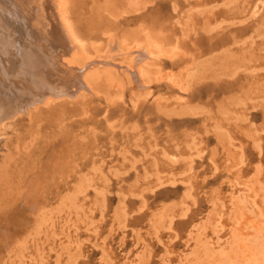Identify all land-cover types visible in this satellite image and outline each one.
<instances>
[{
	"label": "rangeland",
	"instance_id": "1",
	"mask_svg": "<svg viewBox=\"0 0 264 264\" xmlns=\"http://www.w3.org/2000/svg\"><path fill=\"white\" fill-rule=\"evenodd\" d=\"M77 1L91 52L163 55L147 88L6 118L0 264H264V0Z\"/></svg>",
	"mask_w": 264,
	"mask_h": 264
},
{
	"label": "bare ground",
	"instance_id": "2",
	"mask_svg": "<svg viewBox=\"0 0 264 264\" xmlns=\"http://www.w3.org/2000/svg\"><path fill=\"white\" fill-rule=\"evenodd\" d=\"M78 5L77 0H0V131L5 127L6 118L11 120V116L16 118L22 114L32 116L42 106L49 107L54 103L84 98L87 94L97 92L100 85L106 86V94L114 90L119 96L131 90L130 86L136 82L139 89L147 88L151 73L145 65L149 61H156L155 57L158 58L159 54L163 55L162 50L155 54L151 49L153 44L148 43L154 40L147 44H141V41V45L128 47L127 39L117 41L110 36L104 52L100 53L98 48L91 52L86 38L78 28ZM142 32H145L144 29ZM145 40L148 41V38ZM153 47L154 50L158 48ZM115 52L127 57L128 62H116L115 57L118 55ZM260 250L264 256V243Z\"/></svg>",
	"mask_w": 264,
	"mask_h": 264
}]
</instances>
